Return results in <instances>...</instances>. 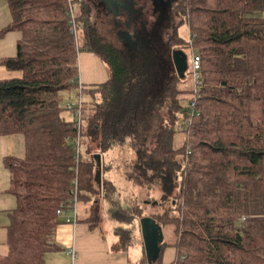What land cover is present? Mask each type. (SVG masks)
I'll return each mask as SVG.
<instances>
[{"label": "trees", "instance_id": "trees-1", "mask_svg": "<svg viewBox=\"0 0 264 264\" xmlns=\"http://www.w3.org/2000/svg\"><path fill=\"white\" fill-rule=\"evenodd\" d=\"M5 2L10 21L0 35L20 36L14 56L0 65L20 75L0 79V135L21 134L24 155L2 159L15 205L5 214L0 264H44L47 252L58 251L55 211L71 208L72 197L85 214L78 219L75 211V220L89 228L98 226L104 202L116 221L143 216L137 204L120 200L105 174L112 163L99 158L95 181V157L117 146L133 152L117 165L123 178L156 187L162 204L167 199V208L149 215L173 229L155 264L165 245L174 249L171 264H264V0H179L157 56L105 43L84 0ZM181 24L186 38L177 32ZM187 48L199 60L194 121L179 97L186 72L176 74L170 58ZM80 51L101 58L104 82L78 84ZM62 91L81 97L78 134L70 110L62 115ZM177 131L183 138L174 145ZM114 231L124 233V245L129 230Z\"/></svg>", "mask_w": 264, "mask_h": 264}, {"label": "crops", "instance_id": "crops-1", "mask_svg": "<svg viewBox=\"0 0 264 264\" xmlns=\"http://www.w3.org/2000/svg\"><path fill=\"white\" fill-rule=\"evenodd\" d=\"M9 11L5 0H0V29L7 25L10 21ZM20 34L15 30H7L0 35V58L11 57L15 54V42L19 38ZM82 61V63H81ZM81 63V64H80ZM76 65L78 71V83L80 84H94L101 83L107 79V70L104 62L101 58L90 51H80L77 53ZM19 71L7 70L5 67L0 65V79L19 76ZM69 93V92H66ZM120 147V148H119ZM116 151L124 147L117 146L111 148ZM111 149L109 151H111ZM130 150V148H129ZM24 155V142L23 136L19 133H12L11 135L5 134L0 135V214L4 215V221L0 222V255L5 251V225L7 224V216L5 215L8 211L14 208L15 200L10 193L6 191L8 186V171L2 164L4 156L9 157H22ZM132 150L128 151V154H121L120 158L116 160L105 159L104 162L112 163L110 169L105 173L109 180L114 184L113 180L110 179L111 169L115 168L117 171V165H124L127 158L132 157ZM116 165V167H115ZM123 177V175L121 174ZM124 179V178H123ZM115 185V184H114ZM133 185V184H132ZM116 187V185H115ZM119 192L120 188L116 187ZM137 188H135L136 190ZM129 193V192H128ZM133 193V192H132ZM131 192L127 194L130 196ZM108 205L106 202L102 204L101 219L98 226L89 228L87 223H83L81 220H74L73 222H65L64 216H70V212L65 210L61 215L58 216L59 223L57 224L53 241L58 251L47 252L44 255V264H155L154 261H148L146 259L144 249L142 247V241L139 233L138 221L135 218H128L127 221H116L111 219L110 212L106 211ZM160 211V210H157ZM77 212V218L80 219L85 214L80 207ZM156 212V211H155ZM145 214V213H144ZM143 216H149L145 214ZM150 217V216H149ZM107 219L108 224L105 226L110 234H105L102 230L103 223ZM160 226V225H159ZM114 227L129 230L130 234L128 237V243H131L129 252L126 249V241L124 245H118L120 234L118 235L114 231ZM161 231V241L170 243L172 239V227L168 229L166 226ZM4 230V234L2 233ZM136 236H139L138 241ZM168 236L167 241H163ZM142 247V248H141ZM143 250V251H142ZM72 253V257L70 255ZM160 262L157 264H171L174 257V249L166 247L161 248Z\"/></svg>", "mask_w": 264, "mask_h": 264}, {"label": "flooded vegetation", "instance_id": "flooded-vegetation-1", "mask_svg": "<svg viewBox=\"0 0 264 264\" xmlns=\"http://www.w3.org/2000/svg\"><path fill=\"white\" fill-rule=\"evenodd\" d=\"M179 0H84L92 8L95 23L113 33L119 45L133 53L149 52L157 56L159 36L170 28L174 7ZM156 40V43L153 41ZM153 49V50H152Z\"/></svg>", "mask_w": 264, "mask_h": 264}, {"label": "rangeland", "instance_id": "rangeland-1", "mask_svg": "<svg viewBox=\"0 0 264 264\" xmlns=\"http://www.w3.org/2000/svg\"><path fill=\"white\" fill-rule=\"evenodd\" d=\"M262 11L264 12V7H263V10ZM72 12H73V10H72ZM255 14H257V12H255ZM91 21H94L92 15H91ZM173 22L175 24V21H173ZM75 25H76V23H75ZM75 28H76V26H75ZM94 28L99 33V35L103 38V40H104L105 43L108 42L111 45H113L114 47H116V46L117 47L119 46V48L122 47L121 44L119 45L118 39H116V37L113 35V33L107 31L108 28H106L105 26H103V24H101V23H95V27ZM77 29H78V25H77V28H76V38L80 37V30L77 31ZM177 32H178V34L182 38H186V28H185V25H183V24L179 25L177 27ZM154 47L158 50V52L160 54H163L160 47H157V46H154ZM150 52H151V50H150ZM183 53H185L186 58H187V56L189 58V53L190 52H189V49L188 48L186 50H184ZM81 63H82V61H81ZM140 63L141 62L139 60L136 61L135 64L137 66V69H140L139 68ZM187 69L189 70V67L188 68L186 67V69L184 70V72H186V74L182 78V80H180L179 85H178V87H179L180 90L185 91V92H182V94L179 92L180 93L179 94V97L185 98L186 100L189 97L188 94H187V91L188 90L186 89V86L187 85H189V86L191 85L192 86V79H191V76L189 75V73L186 71ZM189 72H190V70H189ZM187 88H189V87H187ZM186 95H187V97H186ZM59 97L61 98L60 99L61 100V103L60 104L63 105L64 103H66V101L73 102L75 100V98H76V94H75L74 91H70L69 93H66V92L62 91V92H59ZM185 99L180 100V103L182 105L185 104V102H184ZM87 108H88V102L85 105V110H87ZM62 115L65 117V119H67L70 116L68 114V110H67L66 113H63ZM172 138H173V141H174V145H177L178 143L180 144V142H181V140L183 138V135L181 134V132L179 133L177 131L175 133L174 137H172ZM130 150H129V147L128 146H124V150H122V149L118 150L117 153L119 154V156H117L116 151H114L112 149H111V151H108L107 150V151L101 153L99 155V158L102 159L103 161H105V159L116 160V159L120 158V155L123 154V152H124V154H128V151H130ZM130 160H131V158H130ZM110 179L113 180V182L116 185V187L120 188V190H119L120 200H122V198L127 199L126 204H128L129 206L134 205V204H137L139 206V208H142L141 215H143L144 213L145 214H148V215L154 214L155 211L156 212H160L161 211V209H160L161 208V205H162V207H166V208L168 206L167 205V199L164 200L163 204L160 201V199H159L160 195L159 194L161 193V191L158 190L156 187H154L153 189L152 188H147V189H145V188H138L134 184L132 185L130 182H128V180L123 179V177L121 176V173L119 171H117L115 168H112L111 169ZM135 188H137V189L135 190ZM128 192L129 193L131 192L130 196H127V194H129ZM144 199H149V200L152 199V200H155L154 201L155 203L152 204V203H149V202H144V201H146ZM141 200H142V202H141ZM157 202H159L161 204L158 205V204H156ZM157 210H160V211H157ZM1 216H2V219H3V216L4 215L0 214V222L1 221H4V220L1 219ZM105 220L106 221H104V223L102 224L103 225L102 230H103V232L105 234H110V232L105 227L108 224L107 219H105ZM161 226H166L168 229H170V227H172L171 224L170 225H168V224L160 225V228L163 229L164 227H161ZM2 233L4 234V230L3 229H2ZM120 234H121L122 237L124 236V233L120 232ZM129 234H130V232L128 231V235ZM138 239H139V236H136V240L137 241H138ZM170 239H173V237L170 236L169 237V240H168V236H166V239H163V241H167V240L170 241ZM127 243H128V241L126 240V245H127ZM130 246H131V243H129L126 246V249H127L128 252L130 250ZM166 246H167V249H171V247L168 246V245H165L164 247H166ZM0 247H1V245H0Z\"/></svg>", "mask_w": 264, "mask_h": 264}, {"label": "water", "instance_id": "water-1", "mask_svg": "<svg viewBox=\"0 0 264 264\" xmlns=\"http://www.w3.org/2000/svg\"><path fill=\"white\" fill-rule=\"evenodd\" d=\"M171 63L173 65L176 74L183 75L184 70L187 67L186 55L180 49H173L170 53ZM96 170L94 172V178L98 184L100 178V162L99 156L95 157ZM148 202V201H144ZM139 233L142 241V247L146 259L148 261H155L158 253V245L161 241L160 226L153 221L149 216H142L138 218Z\"/></svg>", "mask_w": 264, "mask_h": 264}, {"label": "built area", "instance_id": "built-area-1", "mask_svg": "<svg viewBox=\"0 0 264 264\" xmlns=\"http://www.w3.org/2000/svg\"><path fill=\"white\" fill-rule=\"evenodd\" d=\"M70 17H71V24H70V31L73 33V35H76V29H75V25L73 23V20H72V14L70 12ZM188 67H189V70H190V73H191V79H192V88H191V93L189 94V97H188V101H187V106L189 107L190 111V118L192 121H194L197 115L196 111L193 109V105H194V101H195V98H196V94H197V85L200 84V81L198 79V68H199V60H198V57L197 55L195 54H192L191 55L189 54V58H188ZM79 84V83H78ZM81 97L79 95L76 96L75 100L73 102H68L66 101V103H64V107L66 110H70L71 114L73 115L74 117V127L76 129V132L78 134L79 132V129H80V118H81V112H80V108H81ZM77 143V141H76ZM76 152H77V149H76ZM65 210L62 209V208H57V210L55 211V214L56 215H61ZM68 211L70 212V216H64L63 220L65 222H73L75 220V215H76V203H75V198L72 197V205H71V208L68 209ZM72 253L70 251V255L72 257Z\"/></svg>", "mask_w": 264, "mask_h": 264}]
</instances>
